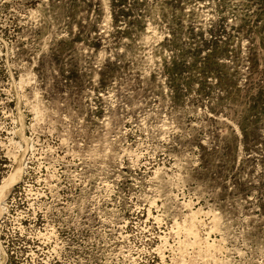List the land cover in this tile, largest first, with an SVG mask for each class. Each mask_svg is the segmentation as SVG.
<instances>
[{
  "label": "rangeland",
  "instance_id": "rangeland-1",
  "mask_svg": "<svg viewBox=\"0 0 264 264\" xmlns=\"http://www.w3.org/2000/svg\"><path fill=\"white\" fill-rule=\"evenodd\" d=\"M0 264H264V0H0Z\"/></svg>",
  "mask_w": 264,
  "mask_h": 264
}]
</instances>
